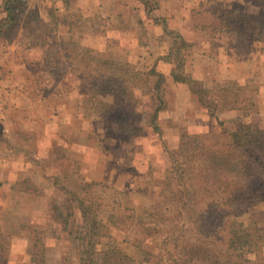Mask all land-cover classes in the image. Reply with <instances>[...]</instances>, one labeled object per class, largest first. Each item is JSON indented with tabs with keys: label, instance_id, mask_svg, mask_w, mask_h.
Listing matches in <instances>:
<instances>
[{
	"label": "rangeland",
	"instance_id": "rangeland-1",
	"mask_svg": "<svg viewBox=\"0 0 264 264\" xmlns=\"http://www.w3.org/2000/svg\"><path fill=\"white\" fill-rule=\"evenodd\" d=\"M4 1L0 0V9ZM22 2L17 3L16 29L10 38L0 36V242L6 243L0 264H36L30 261L35 236H42L43 248L38 256L43 255L44 264H80L88 228L81 226L78 204L73 201L70 214L64 208L62 217L55 214V207L64 203L67 192L80 195L82 186L91 180L122 190L120 194L125 193V198L120 196L134 209L132 221L127 220L133 222V229L115 228L107 219L102 220L94 231L97 248L114 247L127 255L129 264H143L141 253L129 240L138 238L139 228L145 229L147 222H152L148 214L157 202H162L151 192L152 188L161 186L168 176L170 154L180 147L183 136L227 141L238 119L264 130V41L253 40L256 33L249 30L258 31V20L245 16L264 14V0L201 2L190 8L183 19L198 37L187 41L180 35L187 45L182 46L183 56L179 58H183V71L188 76L191 74L186 72L185 64L191 61L193 49L200 42H206L214 54L220 48V53L229 57L222 59V67H212L210 80L201 82L216 98L226 97L228 90L224 92L223 88L242 87L239 97L247 93L244 88L255 90L249 114L218 110L217 117L227 132L222 133L216 125L210 133L207 117L195 97L191 94L190 99L184 100V107L182 103L177 106L175 94L181 92H175L165 80L167 108L159 112L160 138L144 126L142 114L141 123L134 119L131 105L118 103L110 92L92 91L87 79L94 67L120 78L131 77L129 69L147 71L152 67L153 62L146 59L141 49L127 43L128 38L129 42L135 39L134 34H129V26L138 20L139 3L120 0L122 9L117 17L113 4L105 12L100 10L102 4L96 7L101 0ZM214 2L222 6L216 7ZM207 10L225 11L227 20L236 19L242 31H249L247 44L236 39V35L242 36L240 31L229 37V32L219 26L216 31L207 27L212 21ZM246 20L252 22L250 29L245 26ZM112 27L123 31L127 28L128 34L124 35L128 36L107 37ZM168 38L167 53L173 43L172 37ZM235 40L239 44L235 45ZM146 45L149 44L142 48ZM99 60L112 64L104 68ZM224 70H232L238 77L221 78ZM137 96L139 102L140 95ZM121 117L133 119L138 124V135H145L135 137L134 154L130 153L131 146L113 134L116 119ZM180 219L179 225L184 223L195 230L194 222ZM235 224L240 228L264 227V206L251 207L235 219ZM98 249L96 254L100 253ZM251 254L253 262L264 264V247Z\"/></svg>",
	"mask_w": 264,
	"mask_h": 264
},
{
	"label": "trees",
	"instance_id": "trees-1",
	"mask_svg": "<svg viewBox=\"0 0 264 264\" xmlns=\"http://www.w3.org/2000/svg\"><path fill=\"white\" fill-rule=\"evenodd\" d=\"M17 3L23 4L22 0H5L0 9V13H4V17H0L2 38H10L16 29L19 19ZM142 3L148 16L158 6L155 0H142ZM213 4L219 8L222 6L217 2ZM207 13L209 16L212 14V21L207 27L213 31L218 30L219 26L229 32V37L240 31L238 33L242 36L235 35L243 44H247L250 31L256 33L253 40L264 41V14H245L248 20H258L259 29L242 31L236 19L227 20L225 11L217 10L212 13L207 10ZM153 20L164 23L158 17ZM251 23L246 20L245 26L250 29ZM163 25L165 32L172 36L170 52L164 59L172 64L173 80L188 86L196 102L204 110L210 133L216 125L222 133H226L223 121L217 117L218 110H240L243 116L249 114V109L254 105L252 96L255 95V90L244 88L247 93L239 97L238 92L242 87L239 90L223 88L224 92L228 90L225 92L226 97L212 96L211 89L183 71L184 60L179 56H183L182 46L187 44L179 34ZM229 41L231 43L232 40ZM237 44L239 43L235 40V45ZM172 56H175L173 60ZM99 61L104 68L112 64H108L107 60ZM129 72L131 77L120 78L111 72L105 74L94 67L92 76L87 78L88 85L96 93L110 92L118 103L126 102L131 105L134 119L141 123L142 114L144 126L160 138L159 112L167 108L165 76L154 65L147 71L129 69ZM137 94L140 95L139 102ZM234 124L235 130L229 134L227 141L208 140L203 136L190 137L185 134L180 147L171 152L168 176L164 178L161 186L156 189L153 187L151 191L162 202H157L153 212L148 214L152 222H147L145 229L139 228L137 232L140 236L129 240L141 253L143 264H257L253 262L251 253L264 247V227L240 228L235 224V219L248 213L251 207L264 206V130L239 119ZM137 126L133 119L121 117L116 119L113 129L115 137L133 148L130 151L132 154L136 152L133 147L137 146L134 144L135 137L145 136L138 135ZM139 145L149 147L143 142H139ZM81 191L80 195L67 192L64 203L55 207V214L61 216L64 208L71 213L73 201L78 204L83 222L81 226L88 228L83 237L85 241L83 240L80 264H129L126 261V258L129 261L127 255L114 247L105 249L106 245L101 247L102 250L98 249L99 244L94 240V231L104 219L115 228H132L133 222L127 220L132 221L134 209L124 200L125 193L120 194L122 190L117 191L113 186L95 180L86 182ZM180 217L184 218L183 222L186 218L194 222L195 230L184 223L179 225L177 222H181ZM168 222L172 223L169 225ZM135 233L133 232L134 235ZM41 237L35 236V250L30 258L36 264H44L43 255L38 256L43 248ZM5 245V240L0 242V253L6 250ZM97 249L100 251L98 254L95 253Z\"/></svg>",
	"mask_w": 264,
	"mask_h": 264
},
{
	"label": "crops",
	"instance_id": "crops-1",
	"mask_svg": "<svg viewBox=\"0 0 264 264\" xmlns=\"http://www.w3.org/2000/svg\"><path fill=\"white\" fill-rule=\"evenodd\" d=\"M79 1V0H75ZM83 0H81L82 2ZM137 3H139L138 7L139 9V16H137V22L135 24H132L130 27L129 34H134L132 37L135 38L130 41V38L127 39V43H133L135 44L136 48H139L142 53L146 54V59L153 62L152 66L154 65L155 68L163 73L165 76L166 82L170 85V87L175 92H181L175 94L176 100H177V106L182 103L181 107H184V100L191 98V93L188 91V86L184 83L175 82L173 80V77L171 76V70H172V64L168 62L165 58V56L168 54V46L166 45L168 37H172L171 35L167 34L165 32V27L163 24L166 25L167 29L170 31H173L179 35H182L185 40L190 41L191 39L194 40L198 37V34L196 31L191 30L190 28H187L183 19L185 18L186 14H188V10L190 8H195L198 5H200L201 2H204L206 0H155L158 4L157 8L154 10L153 14L151 16H148L145 12L144 5L142 3V0H134ZM217 2H225V1H232V0H212ZM102 4V7L100 8V5ZM113 4V10L115 11L114 16L117 17L121 13V6H120V0H104L101 2H98L96 4L97 8H100L101 11H106L110 5ZM154 17H158L162 20H164V23L162 22H155L153 20ZM113 30L107 33V37L111 36H128L124 34L127 33V28L124 29H118L116 27H112ZM147 37V38H146ZM108 38V39H109ZM129 40V41H128ZM148 41V42H147ZM205 41V40H203ZM148 43L149 45L144 44ZM129 44V45H130ZM134 47V46H133ZM155 49V50H154ZM165 49V50H163ZM211 49V51H210ZM220 48H218V51L214 52L212 51V48H209V45L205 42L199 43V46L193 49V55L192 59L189 63L185 64V70L187 73L191 74V77L200 81H207L210 80V75L212 73V67H222V59L227 58L226 56H223L220 53ZM209 50V52H208ZM217 60L219 63H217ZM225 63V61H224ZM151 67V66H150ZM232 70H224L222 72L223 74H220L221 78H237L232 73ZM182 96V97H179Z\"/></svg>",
	"mask_w": 264,
	"mask_h": 264
}]
</instances>
